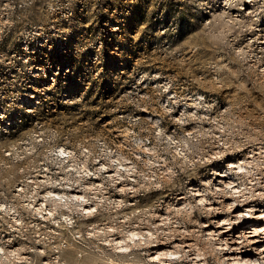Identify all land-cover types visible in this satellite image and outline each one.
<instances>
[{
  "label": "rangeland",
  "instance_id": "obj_1",
  "mask_svg": "<svg viewBox=\"0 0 264 264\" xmlns=\"http://www.w3.org/2000/svg\"><path fill=\"white\" fill-rule=\"evenodd\" d=\"M241 4L248 7L251 2L0 0V27L6 21L4 29L0 30V53L11 49L21 37L20 33H25L30 25H41L45 30H56L51 38L52 55L49 56L69 68V73L62 74L67 83L65 88L53 85L50 88L53 95L43 98L31 111H26L22 103L14 107L17 99L11 96H0V108H15L0 112V201L14 199L13 185L21 175L18 169L25 164L24 161L14 162L12 155L5 156L4 153L12 145L17 146L18 155L26 152V146H35L36 131L48 133L54 142H73L82 136L109 135L112 125L121 124L137 136L147 134L158 144L154 134L158 130L149 125L141 109L147 103L160 110L158 106L162 104L158 97L162 98L168 81L180 93L184 92L181 90L184 87L192 95L204 93L205 98L212 100L211 110L218 118L215 121H219L216 130L219 125L225 128L223 138L230 139L231 146L252 144L264 150V71L261 70L263 61L256 60L263 59L264 53L254 48L255 41L264 36V0L257 3L263 6L257 16L250 17L252 13L239 8ZM255 22L261 23L263 29L253 30ZM82 72L83 77L78 79ZM140 78L156 84L142 95L141 88L139 93H127L126 90ZM160 114L164 125L174 126L173 119L167 116L169 112ZM10 115H21L22 120L5 131L4 123ZM178 126V129L184 128ZM164 129L165 132L168 130ZM201 129L192 132L199 131V134ZM193 133L188 137L185 156L178 162L183 165L182 169L162 181L159 189L143 190L138 196L139 207H149L151 203L182 193L190 183L210 176L212 158L209 154L213 145L218 144L215 141L218 138L198 135L201 139L196 140ZM228 152L225 151L217 163L223 165L230 157ZM168 153H173V147L168 148ZM198 154L201 158L197 160ZM27 165L24 166L26 171L33 167V164ZM16 197L13 202L19 198ZM196 214L200 221L204 219L203 211L196 210ZM134 219L132 217L131 221ZM188 226L196 225L191 222ZM61 231L59 235L52 233L55 240L49 238L37 246L46 249L47 255L53 254V245L57 249L66 247L61 240H69L73 234L67 228ZM202 238L199 241L206 253L203 264H227L217 260L219 253ZM31 255L34 258L30 263L0 259V264H41L45 257ZM70 255L67 252L64 256L65 264H70ZM145 256L142 250L134 249L124 260L133 259L136 264H160L147 261ZM89 260L84 257L76 264H88ZM168 264L189 263L175 257Z\"/></svg>",
  "mask_w": 264,
  "mask_h": 264
},
{
  "label": "bare ground",
  "instance_id": "obj_2",
  "mask_svg": "<svg viewBox=\"0 0 264 264\" xmlns=\"http://www.w3.org/2000/svg\"><path fill=\"white\" fill-rule=\"evenodd\" d=\"M221 1L227 4L232 0ZM246 1L251 2L250 6L243 7L241 4L239 8L252 13L250 17L257 16L263 7L257 4L259 0ZM261 28V23L255 22L253 30L260 31L263 29ZM254 48L264 53V36L255 41ZM256 60L263 61L261 70L264 71V58ZM140 88L143 87L137 88L135 93ZM196 99L197 97L193 98L185 92L174 90L168 99L171 104L168 112L175 123H181L190 116L198 118L201 120V128L204 127L203 123L207 126L198 135L201 138H218L214 139L218 144L214 145V152L209 156L212 158L209 162L212 165L210 176L190 183L182 193L161 199L156 204L151 203L149 207H139L133 201L123 206L119 203L113 210L106 209L95 216L83 215L82 222L72 227L55 220V216L51 219V215L84 208L77 201L85 199L88 194L95 195L98 189L91 186L69 187L67 190L22 187L16 191L13 188L14 199L11 201L5 198L0 201L1 261L5 259L30 263L34 258L31 253H35L45 256L41 258V264H65L64 256L68 252L71 254L70 264L81 262L84 257L91 259L88 264H136L133 259L124 260V257L134 249H140L149 262L168 264L169 260L178 257L189 264H203L206 253L199 241L203 237L211 245L210 248L219 253L217 260L221 263L264 264V150L257 145L235 144L233 140L235 145L231 146L230 139L223 138L225 128L219 125L217 130L220 133L216 130L219 121L215 119L218 118L211 113L202 114L200 108L203 102ZM192 107L197 108L194 113L190 112ZM170 108L172 109L169 110ZM141 110L148 114L151 112L146 105ZM151 115L149 119L155 123L153 116L156 113ZM111 130L110 132L121 136L126 134L127 128L114 124ZM227 150L230 157L220 165L217 159L223 157ZM205 160L209 161L208 157ZM153 175L147 174L149 183L146 186L151 183L159 184V180ZM138 190V185L132 186L130 196L136 199ZM29 193L31 198L26 197ZM15 196L19 197H16L17 203L13 202L16 200ZM100 204L105 206L106 201ZM92 210L84 211L90 213ZM196 210L204 212L203 220L198 219ZM132 217L135 218L133 221ZM89 219L91 221L86 223L85 220ZM191 222L197 227L188 226ZM56 227L67 228L73 235L69 240H61L66 247L57 249L53 245V254L47 255L46 249L37 245L45 243L49 238L55 240L52 233H56Z\"/></svg>",
  "mask_w": 264,
  "mask_h": 264
},
{
  "label": "built area",
  "instance_id": "obj_3",
  "mask_svg": "<svg viewBox=\"0 0 264 264\" xmlns=\"http://www.w3.org/2000/svg\"><path fill=\"white\" fill-rule=\"evenodd\" d=\"M5 23L6 21L1 24L0 30L4 29ZM53 30H45L41 25H30L25 33H20L21 37L18 38V41L11 49L0 53V96L3 95L2 98H4L5 95H8L17 99L14 107L22 103L25 105L26 111H31L37 104L41 103L43 98L50 97L49 94L53 95L50 91L53 85L58 88L66 86L67 83L62 74H66L65 71L69 73L68 66L63 67L61 62L55 61L54 56H49L52 55L51 46L53 41H51V38L56 33V30ZM60 60L61 57L59 58ZM64 64L67 63L64 62ZM81 77H83V72L77 76L78 79ZM141 78L134 82L126 92H135L141 86L143 88L140 95L143 92H147L148 87L154 82L149 84L148 81L144 82ZM166 84L167 86L164 87L161 93L163 95L162 98L158 97L159 102L162 104L161 107L158 106L159 111L155 105L144 103L149 109L154 110L150 114L144 111L143 116L148 120L149 125L153 128L156 127V130H158L154 133L158 144L152 141L147 134L137 136L128 130L125 135L121 134V136L111 132L109 135L104 136H82L73 142L66 140L54 142L48 133L36 131L34 134L35 146H26V152L24 151L18 155L17 146L12 145L4 153V155L9 153L5 156L12 155L10 157L16 163L19 161L25 162L23 167L18 169L21 175L13 185V188L16 191L22 187L31 189L50 187L56 190H67L69 187L91 186L98 189L99 191H96L95 195L88 194L85 199L77 201L82 203L84 208L65 211V214L55 212L51 215V219L55 216V220L68 227L81 223L83 215L95 216L98 213L105 212L106 209H115L119 203H122V206L127 205L129 201L138 203V196L143 190H148L149 192L151 189L159 188L162 181L172 177L177 169H182L183 165L178 162L186 154L188 137L196 130V127L201 128L199 123L201 120L196 117L193 118V116L184 119L181 123H175L172 120L166 108L168 109L171 106L168 99L172 95V91L176 89L170 86V82H166ZM182 89L187 95L193 98L197 97L196 100L203 102V106L200 108L202 114H213L211 110L212 100L205 98L204 93L192 95V93L186 92L187 90L184 87ZM57 94L60 93L58 92ZM4 107L6 108H0V112H5L4 109L8 111L15 109L13 107ZM196 109L192 107L190 112L194 113ZM160 112L168 114L167 116L172 120L173 127L170 128L164 125V118ZM153 113H156L153 116L155 123H152L149 119ZM21 120V115H10L6 118L5 128L3 129L8 131L10 128H14L21 123ZM184 121L187 123L184 124ZM178 125H183L184 130L178 129ZM188 125L189 127H187ZM175 126H177V129H175ZM164 128H168V132H165ZM203 128L206 129L207 126ZM192 130L193 132L191 133ZM196 134L198 135V132L193 133L196 136L195 139L200 140ZM169 137H172V139ZM169 147H173L172 154L168 153ZM212 152L213 149L211 148L209 156L212 155ZM198 157L199 159L201 158L199 154L196 158L197 160ZM27 163L30 166L33 164V167L26 171L24 166H28ZM176 165L178 166L175 167ZM188 165H191V163ZM151 173L154 174L153 177L159 180V184L151 183L146 186L149 183L147 174ZM134 185L139 187L136 199L130 196L131 191H129ZM26 197L31 198V193L27 194ZM102 201H106L105 206L100 204ZM37 202L39 203L40 201L38 200ZM87 209L93 210L87 213L84 211ZM34 215L38 216L37 213ZM89 220L91 221V219ZM60 232H62L61 229L56 227L55 234L59 235Z\"/></svg>",
  "mask_w": 264,
  "mask_h": 264
}]
</instances>
